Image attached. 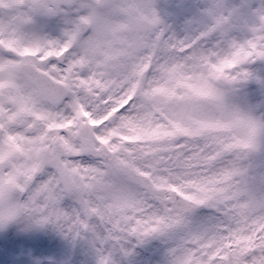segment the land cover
Returning a JSON list of instances; mask_svg holds the SVG:
<instances>
[{
    "label": "snow or ice",
    "instance_id": "6c2138e0",
    "mask_svg": "<svg viewBox=\"0 0 264 264\" xmlns=\"http://www.w3.org/2000/svg\"><path fill=\"white\" fill-rule=\"evenodd\" d=\"M95 7L38 0L28 12L31 35L20 43L36 55L21 90L33 103L30 123L39 118L37 127L44 139L53 140L54 152L61 137L86 149L81 107L102 114L96 106L106 96L93 101L83 85L115 77L123 94H146L189 62L207 77L226 69L220 119L231 125L238 115L258 118L249 124L258 123L264 136V0H117L111 7L120 23L103 34L91 15L93 26L84 27ZM120 32L130 35L121 38ZM116 56L126 58L118 73L111 71ZM134 103L118 115H127ZM53 126L59 131L49 137ZM71 159L85 163L82 157ZM116 167L110 159L108 168ZM208 172L196 202L164 205L143 191L138 195L144 212L129 215L136 196H125L115 185L108 196L81 195L67 206L58 195L42 200L41 185L75 181L59 162L34 179L25 173L23 182L12 167L0 169V264H264V148L238 176L224 161Z\"/></svg>",
    "mask_w": 264,
    "mask_h": 264
},
{
    "label": "rangeland",
    "instance_id": "374dc122",
    "mask_svg": "<svg viewBox=\"0 0 264 264\" xmlns=\"http://www.w3.org/2000/svg\"><path fill=\"white\" fill-rule=\"evenodd\" d=\"M37 2L0 0V135L4 137L0 139V169L12 167L21 173V182L25 173L34 179L45 175L57 162L60 168L70 169L69 174L75 176L73 189L65 193L60 190L61 185H41L37 195L42 200L58 195L67 206L81 195L85 199L108 196L115 185L125 196H136L137 206H129L127 211L129 215H140L145 210L140 192L149 191L154 199L169 206L174 201L196 202L197 196L203 194L211 165L224 161L238 176L245 165L259 157L264 136L258 123L255 127L249 124V120L258 118L238 115L231 125L220 119L218 102L226 101L223 89L226 69L207 77L192 62L181 64L169 74L167 84L153 86L154 90L146 94L137 90L123 94V84L115 82V77L107 84L83 85L91 89L89 96L93 101L106 96L96 106V112L102 114H90L81 107L82 128L89 134L86 149L73 148L61 137L54 152L50 147L53 140L44 139L45 134L37 127L41 123L39 118L30 123L34 118L33 103L22 92L25 81L18 73L19 64L11 59L31 61L36 55V51L20 42L31 35L28 12ZM88 3L89 0H76L74 4ZM88 15L100 21L95 26L99 34L120 23L112 8L89 10L85 19ZM87 20L93 26L94 20ZM117 35L125 38L129 34ZM134 99L136 103L127 115L114 112L120 103L128 105ZM94 129H99L100 134ZM58 131L53 126L46 135L51 137ZM208 153L213 154L211 158ZM72 157H82L85 163L74 164ZM112 158L119 167L108 168Z\"/></svg>",
    "mask_w": 264,
    "mask_h": 264
},
{
    "label": "flooded vegetation",
    "instance_id": "af4514ba",
    "mask_svg": "<svg viewBox=\"0 0 264 264\" xmlns=\"http://www.w3.org/2000/svg\"><path fill=\"white\" fill-rule=\"evenodd\" d=\"M96 0H89L88 5H95L96 7L94 9H91V11H104L107 9L112 8L111 6L117 2V0H105L101 4H97L95 2ZM75 2V1H74ZM91 28V27H90ZM128 33V32H127ZM25 34V32H24ZM130 35V33H128ZM125 57L119 56V59H113V67L111 68V71L115 72L123 67V63L125 61ZM25 61V59H24Z\"/></svg>",
    "mask_w": 264,
    "mask_h": 264
},
{
    "label": "water",
    "instance_id": "95a60500",
    "mask_svg": "<svg viewBox=\"0 0 264 264\" xmlns=\"http://www.w3.org/2000/svg\"><path fill=\"white\" fill-rule=\"evenodd\" d=\"M71 2V0H66V3H70ZM84 27H85V24H84ZM28 67H30V65H27V64H22L21 66H20V73L23 75V76H25V78L26 79H28V74H27V72L25 71V69L26 68H28ZM62 187H63V189H64V191L65 192H68V191H70L71 190V188H72V183L70 182L68 185H62Z\"/></svg>",
    "mask_w": 264,
    "mask_h": 264
}]
</instances>
